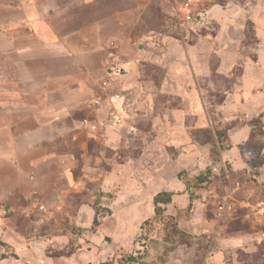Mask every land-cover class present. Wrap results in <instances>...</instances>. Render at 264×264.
<instances>
[{
    "label": "rangeland",
    "instance_id": "374dc122",
    "mask_svg": "<svg viewBox=\"0 0 264 264\" xmlns=\"http://www.w3.org/2000/svg\"><path fill=\"white\" fill-rule=\"evenodd\" d=\"M77 1L0 0V233L51 238L47 256L77 264H264V173L244 160L264 141V0H199L194 30L184 0ZM20 95L68 107L37 115L36 145L15 131Z\"/></svg>",
    "mask_w": 264,
    "mask_h": 264
},
{
    "label": "crops",
    "instance_id": "0c3cea01",
    "mask_svg": "<svg viewBox=\"0 0 264 264\" xmlns=\"http://www.w3.org/2000/svg\"><path fill=\"white\" fill-rule=\"evenodd\" d=\"M94 0H78L77 2L80 4H89L93 2ZM136 3H149L151 0H131ZM49 34L50 37L48 38V48L50 50H62L65 49V45L67 44L66 39H62L58 37V32L51 26H44V25H36L33 27L32 34L35 38H40L41 34ZM78 34L80 35L79 38V45L75 46L77 52H81V49H87L88 47V27H85L83 29H80L78 31ZM52 35V36H51ZM76 42H73L71 44L75 45ZM18 47L19 44H16ZM74 48V46H73ZM72 48V49H73ZM20 99L16 98V114L20 115L19 118L16 116L15 121V131L16 133L21 136L22 139L31 141L30 145H36L35 139L40 140L39 133L43 127V118L37 117L38 114H44V115H50L55 113H62L63 111L67 110L68 107L63 105L62 102H47V103H40L35 104L34 102L27 101L26 98H24L22 95L19 96ZM18 106V107H17ZM70 108V107H69ZM31 113L33 116L29 117L27 114ZM36 115V116H35ZM264 117V114H260ZM264 119V118H263ZM52 124H56L55 122H51ZM238 134L234 133L232 134V130H229L230 134V140H231V148L226 149L221 153V158L224 160L227 158H232L230 160L235 161L233 158V155L237 149V146L239 148V145H237V138L240 134V132H245L246 127L243 126L239 128ZM251 134V129L249 130ZM238 135V136H237ZM250 136H246L244 141L249 140ZM45 139V137H43ZM245 143V144H246ZM243 145V144H241ZM240 145V146H241ZM240 152L242 150L240 149ZM250 152V151H249ZM249 154H252L249 153ZM31 155V156H30ZM29 156H23L24 162L27 164H30L32 166L37 167L41 162L47 161L48 158H41L36 155V152H32ZM262 158L264 159V149L262 150ZM54 157V156H53ZM59 158V161H64L63 159H66L65 155H59L56 156ZM52 157H50L51 159ZM246 165L248 166V163L246 159L244 158ZM257 174L260 178H262L264 173V164L257 169ZM171 192V191H168ZM172 201H175V195L172 197ZM169 204L168 206H170ZM179 213V212H178ZM51 238H34V237H27L23 235H15L12 236L8 232L5 231V229H1L0 233V264H40L39 262H43L44 264H77L75 261V257H49L46 254V251L50 250V247L56 248L55 244L51 243ZM81 264V262H79Z\"/></svg>",
    "mask_w": 264,
    "mask_h": 264
},
{
    "label": "built area",
    "instance_id": "2783aa9c",
    "mask_svg": "<svg viewBox=\"0 0 264 264\" xmlns=\"http://www.w3.org/2000/svg\"><path fill=\"white\" fill-rule=\"evenodd\" d=\"M199 0H184L177 9V20L179 26L184 30H194L203 24L207 12L200 8ZM228 178V176H227ZM226 209V203L219 204V214L222 215Z\"/></svg>",
    "mask_w": 264,
    "mask_h": 264
},
{
    "label": "trees",
    "instance_id": "16d2710c",
    "mask_svg": "<svg viewBox=\"0 0 264 264\" xmlns=\"http://www.w3.org/2000/svg\"><path fill=\"white\" fill-rule=\"evenodd\" d=\"M263 118L264 117L262 115H260V117H259L260 122H261V120ZM263 121H264V119H263ZM261 127H262L261 128V132L264 135V126L262 125ZM253 132L254 131L252 130L251 131V134H250V138L247 141V143L245 144L246 147H248V144L252 143V137H253L252 134H253ZM254 147H255V145H254ZM263 149H264V141H263V143H261L260 145L257 146L258 152H255L256 149H253L254 151L250 149V152L254 153L255 155L260 156V158H261V161L258 163V166L257 167H255L253 164H251V163L248 162V166L250 168H252L253 171H257V169L264 164V159L262 158V155H261ZM221 175H222L221 176L222 177V180H224L225 177H227V175H225V172L224 171H223V173ZM205 180L206 179H203V178L202 179L201 178L198 179L199 185L204 184ZM173 196H174V193H171V192H161V193L157 194L154 197L155 214L157 216H159V215H161L163 213V210L164 209L161 207V205H169L172 202V197ZM63 256H65V254L58 253L56 257H63ZM102 264H109V263H102Z\"/></svg>",
    "mask_w": 264,
    "mask_h": 264
}]
</instances>
